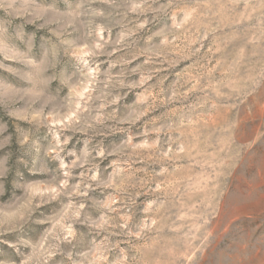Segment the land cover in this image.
Wrapping results in <instances>:
<instances>
[{"label":"rangeland","instance_id":"rangeland-1","mask_svg":"<svg viewBox=\"0 0 264 264\" xmlns=\"http://www.w3.org/2000/svg\"><path fill=\"white\" fill-rule=\"evenodd\" d=\"M0 264H264V0H0Z\"/></svg>","mask_w":264,"mask_h":264}]
</instances>
